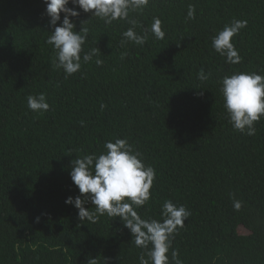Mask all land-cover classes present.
I'll list each match as a JSON object with an SVG mask.
<instances>
[{
	"label": "trees",
	"instance_id": "trees-1",
	"mask_svg": "<svg viewBox=\"0 0 264 264\" xmlns=\"http://www.w3.org/2000/svg\"><path fill=\"white\" fill-rule=\"evenodd\" d=\"M77 10L76 31L81 21L89 31L81 69L66 77L53 66L44 0H0V264L148 259L119 217L81 221L65 203L80 195L71 161L99 155L116 138L156 171L150 200L136 209L142 218L160 220L169 199L191 212L169 264L173 250L183 264H264V117L253 136L235 130L220 90L234 72L264 75V0H149L112 24ZM154 17L163 40L146 31ZM233 19L248 22L233 37L242 57L234 65L212 47ZM129 27L144 44L122 43ZM92 49L97 55L85 63ZM42 92L50 109L29 110L27 97ZM85 207L95 212L91 202Z\"/></svg>",
	"mask_w": 264,
	"mask_h": 264
},
{
	"label": "clouds",
	"instance_id": "clouds-1",
	"mask_svg": "<svg viewBox=\"0 0 264 264\" xmlns=\"http://www.w3.org/2000/svg\"><path fill=\"white\" fill-rule=\"evenodd\" d=\"M149 0H44L46 13L53 31L47 43L55 50L53 66L62 68L67 76L81 69V52L87 35L88 28L84 27L86 21H81L82 27L76 31L73 17H79V8L91 17H98L106 24L113 21L127 20L129 12L143 9ZM72 4L73 7H68ZM63 13V19L61 18ZM195 18L193 6H189L187 19ZM134 24L135 21H129ZM247 20L233 19L226 24L212 38V47L226 63L238 64L242 57L235 47L233 37L241 29L247 27ZM151 33L160 40L165 38L162 30V21L154 17L150 25ZM125 41H133L142 45L146 37L138 35L134 28L129 27L123 32ZM97 55V50L92 49L83 55L85 63ZM96 64L102 63L97 59ZM201 81L208 79V74L200 71ZM221 93L224 98L229 122L233 128L248 136L256 133L255 124L264 117V75L257 72H234L226 75L221 80ZM29 110L44 112L50 109L45 93L29 95L27 97ZM103 108V105H102ZM105 151L77 157L71 161L70 178L78 187L80 195L69 196L65 203L78 209V218L95 222L99 216L119 217L125 228L132 234V241L138 248H147L148 259L140 256L139 264H169V251L172 239L180 228L185 226V221L191 212L184 205H177L172 200H165L161 206V219H145L137 212L151 198V189L156 179L155 169L147 165L140 152L136 151L127 139L116 138L104 144ZM233 208L239 211L242 202L233 196ZM91 202L95 212H90L85 207ZM39 220V217L37 218ZM149 245L151 247L149 248ZM172 264H183L177 250L171 251ZM88 264H97L96 258L88 260Z\"/></svg>",
	"mask_w": 264,
	"mask_h": 264
}]
</instances>
